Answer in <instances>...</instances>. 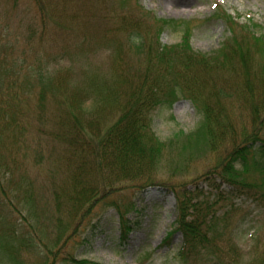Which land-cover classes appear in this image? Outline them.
Wrapping results in <instances>:
<instances>
[{"label": "rangeland", "instance_id": "1", "mask_svg": "<svg viewBox=\"0 0 264 264\" xmlns=\"http://www.w3.org/2000/svg\"><path fill=\"white\" fill-rule=\"evenodd\" d=\"M44 1L48 3V0ZM64 2L68 29L56 25L52 20L44 23L35 0H0V52L13 58L28 56L30 61L40 65L41 70L47 67L53 82L59 84L63 91L77 86V89L86 90L83 86L87 87L90 94L86 102L103 104L104 112L111 107L109 88L114 89L117 98L121 91L116 88L115 67L110 65L112 47L106 48L103 36L111 37L115 28L120 31L117 40H126L129 29L120 23L123 7H140L142 12L149 13L150 20L156 17L188 21L192 28L191 46L200 52L216 49L228 34L225 23L212 15L218 7L217 10L225 9L241 15L242 19H251L259 26L257 30L264 33V0ZM52 3L55 4V0H51L50 5ZM60 3L62 5V0ZM181 34L182 28H165L159 41L163 44L175 43L180 40ZM85 36L89 41H83ZM82 42L85 43L84 50L77 55ZM63 50L68 55H64ZM247 59L255 70L251 79L255 76L260 80L264 78V50L250 47ZM228 66L229 62L216 70L219 79L215 82L217 86L224 78L226 80L228 90L225 92L230 98L224 103L230 116L231 129L215 134L211 145L205 144L200 129L197 132L202 116L189 98L178 93L172 104L159 105L151 111L150 128L160 143L159 155L151 170L132 184L120 183L117 191L89 209H86V204L73 216L65 214L64 201L58 205L62 211L60 213L50 195L52 182L59 188L60 181L65 179L63 168L57 170L54 166L66 155L64 147L50 139L51 132L48 131L51 129L52 97L45 103V124L37 117L36 100H30L29 124L20 139L27 141L23 146L16 142L13 148L16 163L11 167L13 171L10 174L16 182L4 184L7 197L0 202V264H71L64 259L68 252L75 258H87L97 264H180L177 252L183 236L177 232L171 235L169 241L165 242L164 239L174 228L176 197L173 190L180 186L198 194V200L205 203L203 206L210 204V212L215 213L208 226L216 232L212 233L214 240L204 243L207 250L221 249L226 260H229L227 254L231 256L230 264H250L256 246L255 238L264 229V203L257 199V190L251 185L235 187L219 173L213 172L217 171L215 168L225 153L233 145H238L253 126L248 100L245 99L246 91L242 90L243 68L237 57ZM86 74L96 76L98 81L90 83ZM29 82L28 87L33 88L32 95L36 97V82L34 79ZM209 89L210 84H206L204 91L208 92ZM254 90L257 92L256 86ZM263 94L264 89L258 103H261ZM263 116L262 103L258 117ZM263 129L264 118L259 132ZM261 137L264 138V132ZM261 176L256 171H250L244 180L257 183ZM150 182L155 185H149ZM161 184L165 185L159 186ZM62 188H68V177ZM25 194H30L32 202L24 197ZM115 199H121L123 203L131 200L137 203L138 211L130 213L129 217L139 224L125 238L121 236L119 219L111 205ZM58 214L69 225L64 234L69 239L53 247L58 230L51 225L50 218ZM14 225L16 233L13 231ZM262 245L260 243L259 248ZM49 247L52 248L51 253L46 250ZM194 251L203 252V248L197 245ZM193 264L202 263L199 260Z\"/></svg>", "mask_w": 264, "mask_h": 264}, {"label": "trees", "instance_id": "2", "mask_svg": "<svg viewBox=\"0 0 264 264\" xmlns=\"http://www.w3.org/2000/svg\"><path fill=\"white\" fill-rule=\"evenodd\" d=\"M35 1L44 23L52 20L56 25L68 29L64 0L62 5L60 0H55L52 5L51 0L47 4L44 0ZM124 8L121 10L120 23L129 29L126 40H117L120 31L115 28L111 37L103 36L106 48L112 47L110 65L115 67L116 88L121 91L117 98L114 89L109 88L111 107L107 112L102 110L101 103L93 105L86 102L90 94L87 87L83 86L86 90L77 89V86L63 91L59 84L53 82L47 67L41 70L40 65L30 61L28 56L13 58L0 52V202L7 197L4 184L16 182L10 174L13 171L11 167L16 163V151L13 148L16 142L23 146L27 141L20 139L29 124L30 100H36L37 117L45 124V103L52 97L53 109L49 118L51 129L48 131L51 132L50 139L64 147L66 155L54 166L57 170L63 168L65 179L60 181L59 188L52 182L50 195L57 209L59 203L62 205L64 201L65 214L73 216L86 204V209H89L117 191L120 183L132 184L143 173L151 170L160 149V143L150 128L151 111L159 105L172 104L178 93L189 98L202 116L197 132L200 129L205 144L211 145L215 134L231 129L230 116L224 103L230 98L225 92L228 86L225 85V78L217 86L215 81L219 79L216 70L228 62L230 67L237 57L243 68L242 90L246 91L248 111L253 118L252 131L244 134L240 143L225 153L215 168L217 171L213 172L219 173L235 187L240 184L251 185L257 190V199L264 203V138L261 137L264 129L259 132L264 116L258 117L264 104V94L261 103L257 102L264 89V78L260 80L255 76L251 79L255 70L247 59L250 47L264 50V33L258 32V25L250 19L240 22L239 16L235 18L224 10H216L213 16L225 23L228 34L216 49L200 52L191 46L192 28L188 21L156 17L150 20L149 13L142 12L140 7ZM165 28H182L180 40L173 44L161 43L159 37ZM85 40L89 41L87 36ZM84 44L82 42L77 55L84 50ZM94 47L92 44V50ZM63 54L68 55L65 50ZM85 76L90 83L98 81L94 75ZM31 79L36 82V97L32 95L33 88L28 87ZM206 84H210L208 92L204 91ZM33 113L35 116L34 109ZM24 119L27 122L24 123ZM250 171L262 175L259 182L244 180ZM67 177L68 188L64 190L63 182ZM149 185L155 184L150 182ZM173 192L176 197L173 231H180L184 236L183 245L177 252L180 264H193L199 260L202 264H230L229 254L226 253L229 258L226 260L221 249L208 251L204 244L214 240L212 233L216 232L208 226L215 215L209 210L211 205L203 206L205 203L198 200L199 195L191 193L185 186ZM24 197L32 202L30 194ZM28 200L25 202L29 203ZM111 205L118 216L122 236L138 226V221L128 217L130 212L137 211L133 200L123 203L121 199H115ZM50 223L58 230L53 247L66 242L69 236L64 234L69 225L65 224L63 217H51ZM13 231L16 233L15 225ZM226 240L229 241L228 238ZM28 241L32 243L29 237ZM260 243H263L261 248L258 246ZM197 245L202 246L203 252L194 251ZM255 245L250 264H264V229L255 238ZM51 249L49 247L46 250L51 253ZM64 259L71 264H97L86 258H75L69 252Z\"/></svg>", "mask_w": 264, "mask_h": 264}, {"label": "bare ground", "instance_id": "3", "mask_svg": "<svg viewBox=\"0 0 264 264\" xmlns=\"http://www.w3.org/2000/svg\"><path fill=\"white\" fill-rule=\"evenodd\" d=\"M179 2L186 3L187 0H178Z\"/></svg>", "mask_w": 264, "mask_h": 264}]
</instances>
